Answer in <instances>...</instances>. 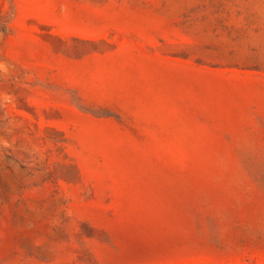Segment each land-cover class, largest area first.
<instances>
[{
	"label": "rangeland",
	"instance_id": "1",
	"mask_svg": "<svg viewBox=\"0 0 264 264\" xmlns=\"http://www.w3.org/2000/svg\"><path fill=\"white\" fill-rule=\"evenodd\" d=\"M0 264H264V0H0Z\"/></svg>",
	"mask_w": 264,
	"mask_h": 264
}]
</instances>
